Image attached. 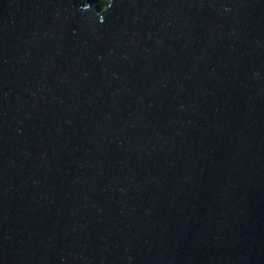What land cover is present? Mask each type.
Wrapping results in <instances>:
<instances>
[{"label":"water","instance_id":"obj_1","mask_svg":"<svg viewBox=\"0 0 264 264\" xmlns=\"http://www.w3.org/2000/svg\"><path fill=\"white\" fill-rule=\"evenodd\" d=\"M0 264H264V0H0Z\"/></svg>","mask_w":264,"mask_h":264},{"label":"trees","instance_id":"obj_2","mask_svg":"<svg viewBox=\"0 0 264 264\" xmlns=\"http://www.w3.org/2000/svg\"><path fill=\"white\" fill-rule=\"evenodd\" d=\"M85 1L86 0H79V2H81V3H85ZM104 2H105V0H97L99 8L103 7Z\"/></svg>","mask_w":264,"mask_h":264}]
</instances>
